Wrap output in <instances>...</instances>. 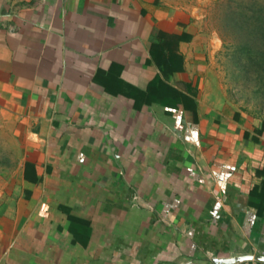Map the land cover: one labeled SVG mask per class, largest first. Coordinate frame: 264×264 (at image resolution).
<instances>
[{
	"label": "crops",
	"instance_id": "crops-1",
	"mask_svg": "<svg viewBox=\"0 0 264 264\" xmlns=\"http://www.w3.org/2000/svg\"><path fill=\"white\" fill-rule=\"evenodd\" d=\"M196 11L0 0L20 135L0 264L264 259V116L229 102Z\"/></svg>",
	"mask_w": 264,
	"mask_h": 264
},
{
	"label": "rangeland",
	"instance_id": "rangeland-1",
	"mask_svg": "<svg viewBox=\"0 0 264 264\" xmlns=\"http://www.w3.org/2000/svg\"><path fill=\"white\" fill-rule=\"evenodd\" d=\"M196 11L203 36L217 41L214 68L226 99L264 116V0H144ZM20 135L0 114V211L14 197Z\"/></svg>",
	"mask_w": 264,
	"mask_h": 264
},
{
	"label": "built area",
	"instance_id": "built-area-1",
	"mask_svg": "<svg viewBox=\"0 0 264 264\" xmlns=\"http://www.w3.org/2000/svg\"><path fill=\"white\" fill-rule=\"evenodd\" d=\"M235 264H264V259H245V260H241L236 262Z\"/></svg>",
	"mask_w": 264,
	"mask_h": 264
}]
</instances>
